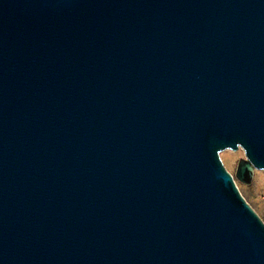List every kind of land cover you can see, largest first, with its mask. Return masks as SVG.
I'll return each mask as SVG.
<instances>
[{
    "label": "water",
    "instance_id": "obj_1",
    "mask_svg": "<svg viewBox=\"0 0 264 264\" xmlns=\"http://www.w3.org/2000/svg\"><path fill=\"white\" fill-rule=\"evenodd\" d=\"M264 0H0V264H264Z\"/></svg>",
    "mask_w": 264,
    "mask_h": 264
},
{
    "label": "rangeland",
    "instance_id": "obj_2",
    "mask_svg": "<svg viewBox=\"0 0 264 264\" xmlns=\"http://www.w3.org/2000/svg\"><path fill=\"white\" fill-rule=\"evenodd\" d=\"M220 157L227 172L233 176L242 196L264 222V172H256L251 185L243 184L236 179V171L239 160L245 158L244 151L227 150L222 152Z\"/></svg>",
    "mask_w": 264,
    "mask_h": 264
}]
</instances>
